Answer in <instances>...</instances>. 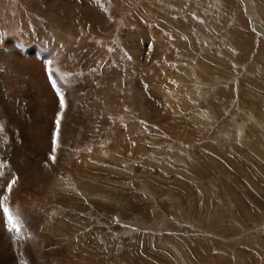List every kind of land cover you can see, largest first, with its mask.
<instances>
[{
  "label": "rangeland",
  "instance_id": "obj_1",
  "mask_svg": "<svg viewBox=\"0 0 264 264\" xmlns=\"http://www.w3.org/2000/svg\"><path fill=\"white\" fill-rule=\"evenodd\" d=\"M97 2L0 0V264H264V0Z\"/></svg>",
  "mask_w": 264,
  "mask_h": 264
},
{
  "label": "snow or ice",
  "instance_id": "obj_2",
  "mask_svg": "<svg viewBox=\"0 0 264 264\" xmlns=\"http://www.w3.org/2000/svg\"><path fill=\"white\" fill-rule=\"evenodd\" d=\"M49 64H51V62H49ZM53 75L50 73V76ZM53 82V87H56V84ZM58 95V100H59V108H60V113L57 114L56 117V131L53 133V138H52V153L50 154V159L55 162V153L57 151V146H58V142H59V129H60V123H61V119H62V113L63 111L66 109V101H65V97L63 95H61L59 92L57 93ZM16 183V178H13L7 185V191L8 193L11 192L13 186ZM8 196H2L0 197V207H2V211H3V218L6 222V226L8 228L9 231H15L16 233H19L21 231V221L18 217L14 216L12 211L10 210V208L8 206H6L4 204V201H7Z\"/></svg>",
  "mask_w": 264,
  "mask_h": 264
},
{
  "label": "crops",
  "instance_id": "obj_3",
  "mask_svg": "<svg viewBox=\"0 0 264 264\" xmlns=\"http://www.w3.org/2000/svg\"><path fill=\"white\" fill-rule=\"evenodd\" d=\"M103 1V0H102ZM108 1V0H107ZM78 2L79 3H81V0L79 1L78 0ZM97 5V4H96ZM1 31V30H0ZM13 49L14 50H16L14 47H13ZM17 51V50H16ZM36 50H33V52H32V49L31 50H29V51H26L25 53H20L19 51V54L22 56V57H25V58H28L31 54L33 55V57H34V55L36 54V52H35ZM10 53V52H9ZM41 56H42V58L44 59V60H48L49 59V57H46L45 55H43V54H41V53H39ZM36 56V55H35ZM39 56V55H38ZM36 62V61H35ZM147 93V92H146ZM145 94V93H144ZM142 123H143V125L144 126H147L148 125V123L147 122H145V121H141ZM175 176V175H174ZM253 247H255V245L253 246ZM253 247H249V248H253ZM241 248H239V250H240ZM255 250V249H254ZM252 250L251 251V254H249V255H251V256H258L259 255V253H257V251L255 250ZM248 251H250V249L248 250ZM256 258V257H255ZM259 259H261V258H259Z\"/></svg>",
  "mask_w": 264,
  "mask_h": 264
},
{
  "label": "bare ground",
  "instance_id": "obj_4",
  "mask_svg": "<svg viewBox=\"0 0 264 264\" xmlns=\"http://www.w3.org/2000/svg\"><path fill=\"white\" fill-rule=\"evenodd\" d=\"M253 21V20H252ZM254 24V23H253ZM259 31H262V29H260V28H257ZM261 34H263V33H261Z\"/></svg>",
  "mask_w": 264,
  "mask_h": 264
}]
</instances>
